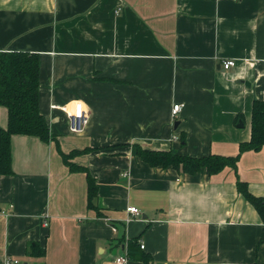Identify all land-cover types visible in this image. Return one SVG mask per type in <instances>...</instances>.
Returning <instances> with one entry per match:
<instances>
[{
  "label": "crops",
  "instance_id": "0c3cea01",
  "mask_svg": "<svg viewBox=\"0 0 264 264\" xmlns=\"http://www.w3.org/2000/svg\"><path fill=\"white\" fill-rule=\"evenodd\" d=\"M0 51L40 56V112L55 136L12 137L0 264H264V222L237 188L264 198V148L212 176L152 168L135 148L239 154L264 101V0H0ZM80 109L91 118L74 134L65 111ZM8 120L0 107V129ZM84 150L73 162L95 178L97 210L87 174L60 152ZM133 239L145 249L131 256Z\"/></svg>",
  "mask_w": 264,
  "mask_h": 264
},
{
  "label": "trees",
  "instance_id": "16d2710c",
  "mask_svg": "<svg viewBox=\"0 0 264 264\" xmlns=\"http://www.w3.org/2000/svg\"><path fill=\"white\" fill-rule=\"evenodd\" d=\"M40 56L24 52L0 51V107L9 112L7 129H0V176L14 174L12 158V137L15 135L37 137L42 142L55 140L47 120L40 112ZM242 120V116L238 117ZM138 156L152 168H173L179 172L196 175L205 170L210 176L221 173L226 168L237 170L241 156L250 151L258 152L264 148V101L255 100L252 110L251 139L241 143L236 156L209 155L205 157H188L174 154L171 151L149 150L141 145H135ZM73 151L66 154L62 151L64 163L71 172L87 174L89 207L96 209L94 200L98 196V185L95 178L86 167L77 165L73 159L77 154L87 152ZM237 188L245 199L257 210L264 222V198L254 196L248 185L237 182ZM139 239L129 241V254L134 255L139 245ZM260 243H264V232ZM44 252L39 255H44ZM146 264L149 257L143 258Z\"/></svg>",
  "mask_w": 264,
  "mask_h": 264
},
{
  "label": "built area",
  "instance_id": "2783aa9c",
  "mask_svg": "<svg viewBox=\"0 0 264 264\" xmlns=\"http://www.w3.org/2000/svg\"><path fill=\"white\" fill-rule=\"evenodd\" d=\"M237 65V62L235 60H225L222 63V66L225 70H230L232 68H234ZM57 108V107H55ZM183 109V105L181 104H176L173 107L172 110V119H173V124H175L178 115L182 112ZM69 123H70V131L74 134H81L84 132L85 127L89 124L90 118H91V113L88 109H80L78 111H65ZM174 141H178V137L174 136L173 137ZM127 212L131 215H136L138 216L140 214L139 209L131 207L127 209ZM106 221L109 223H113L111 218H106ZM131 221V218H127L126 223H129ZM112 225V224H111ZM112 230L113 232L116 234L118 229L112 225ZM140 248L142 250L145 249V245L144 243H140ZM129 261V257L128 256H124V257H118L116 259V263L117 264H127ZM18 264V261H12L10 258H7L6 264Z\"/></svg>",
  "mask_w": 264,
  "mask_h": 264
},
{
  "label": "water",
  "instance_id": "95a60500",
  "mask_svg": "<svg viewBox=\"0 0 264 264\" xmlns=\"http://www.w3.org/2000/svg\"><path fill=\"white\" fill-rule=\"evenodd\" d=\"M177 126V125H176ZM240 127H243V125H240Z\"/></svg>",
  "mask_w": 264,
  "mask_h": 264
}]
</instances>
